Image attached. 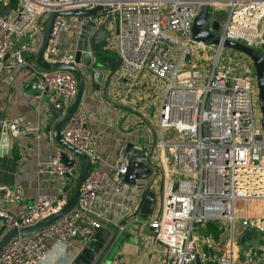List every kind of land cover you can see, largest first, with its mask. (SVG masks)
Returning a JSON list of instances; mask_svg holds the SVG:
<instances>
[{
	"label": "built area",
	"instance_id": "1",
	"mask_svg": "<svg viewBox=\"0 0 264 264\" xmlns=\"http://www.w3.org/2000/svg\"><path fill=\"white\" fill-rule=\"evenodd\" d=\"M204 1L208 3V32L221 41L259 50L264 56V0H18L15 8L10 6V0H0V72L28 69L37 89L40 93L46 91L61 117L75 99L77 79L68 69L46 70L37 66L34 59L42 43L44 21L55 10H90L104 4L91 16L56 14L42 54L45 62L74 65L84 75L85 85V66L75 60L76 40L82 26L92 23L89 41L102 24L98 18L101 16L108 24L105 48L121 60L111 78L129 82L126 95L140 77L153 79L155 98H159L157 91L163 85L158 128L148 120L146 144L124 147L111 166L116 180L124 177L129 158L136 149L140 150L150 175L136 200L130 205L115 202L114 196L121 193L119 186L112 187L106 197L100 194L108 174L102 167L103 158L88 111L80 101L60 130L70 145L90 159L77 201L45 228L12 238L0 250V264L43 262L48 257V241L70 243L83 231H87L89 240L95 229L111 231L110 215L116 216V212L148 229L157 228L155 239L163 246L169 264H236V244L247 228L259 232L253 239L254 250L247 249V263L255 257V262L264 264V129L256 123L257 112L247 78L248 73L255 71L246 55L237 53L247 58L251 66L246 60L237 63L229 56L223 57L221 45L193 39L192 23ZM88 53L90 69L97 70L91 49ZM258 114L261 119L260 111ZM4 125L12 141L27 131L16 121ZM166 131L170 139L166 138ZM166 150L175 162L172 172ZM63 153L72 161L71 166L62 160ZM79 167L80 159L74 153L54 143L48 159L38 162L36 170L58 179L67 190L39 193L32 202L25 203L18 189L0 183V221L6 231L30 228L62 210L69 201ZM157 174L160 206L155 202L152 214L139 220L141 202L150 190L154 191L151 185ZM132 179L135 175L128 174L127 180ZM8 204L20 206L22 213L12 214L6 208ZM246 206L251 212L259 211L260 216L246 211ZM221 222L226 224V242L215 257L210 252L212 238L206 224L219 228ZM198 225H203L202 239L194 234ZM114 227L119 233L125 225L118 220ZM259 251L260 257L256 255Z\"/></svg>",
	"mask_w": 264,
	"mask_h": 264
},
{
	"label": "crops",
	"instance_id": "2",
	"mask_svg": "<svg viewBox=\"0 0 264 264\" xmlns=\"http://www.w3.org/2000/svg\"><path fill=\"white\" fill-rule=\"evenodd\" d=\"M69 33L70 31L66 35ZM98 60L99 58L95 59L93 67L103 66L102 61ZM102 70L103 78L99 89L94 87L92 70L89 72L85 70V85L81 99L88 111L89 124L103 158L102 167L108 174V181L100 194L106 197L112 187L119 186L121 193L116 194L113 200L130 205L145 188L147 180L137 179L133 183L124 177L116 180L111 173V166L124 147L131 144H146L148 120L152 122L157 117L153 104L156 99L154 81L151 77H140L126 95L129 82L113 80L112 73L116 69L108 65L103 66ZM108 74L110 76L106 82ZM45 97L48 99L47 103L38 95L35 79L28 69L18 68L0 72V116L3 117V123L16 121L27 129L16 140H9L5 152L0 149V183L18 189L25 203L32 202L39 193L58 194L64 190L58 179L38 174L36 170L37 163L48 159L52 146L56 143L52 127L50 131L45 130L47 124L53 126L56 123L48 111L49 105H52L51 100L47 95ZM156 110L159 112L158 108ZM14 143L18 148L17 159L13 158L11 150ZM6 208L14 215H19L23 211L18 205L8 204ZM117 216L120 219H117ZM110 220V228H115V223L119 220L125 225L119 234L121 235L124 230L127 233L122 239L116 238L111 245L110 249L116 241L119 242L118 252L109 264H164L161 262L165 256L163 246L155 239L151 229L121 217L118 212L116 216L110 215ZM4 232L6 229L0 221V237ZM86 234L87 231H83L70 243L48 241V257L38 264H73L83 249V244L88 240ZM253 239L252 235L247 236L246 249L254 250ZM254 259L255 257H252V262L246 264H260Z\"/></svg>",
	"mask_w": 264,
	"mask_h": 264
},
{
	"label": "water",
	"instance_id": "3",
	"mask_svg": "<svg viewBox=\"0 0 264 264\" xmlns=\"http://www.w3.org/2000/svg\"><path fill=\"white\" fill-rule=\"evenodd\" d=\"M103 6L104 4L100 3L97 7L90 10H62V11L55 10L52 11L44 21L43 29H42V43L34 57L36 65L46 70H50L54 68L68 69L72 71V73L75 75L77 79V93L66 115L61 117V112L57 110L53 105H49L48 111L52 116L53 120H56V123L53 126H51V124H47L45 130L50 131V128L52 127V135L54 141L58 145H60L63 149L74 153L80 159L79 173L72 187L69 201L62 210L46 217L40 223L30 228L21 229V230L12 228L7 230L0 237V250L14 237L32 234L34 232H37L45 228L53 220L68 212L77 201L80 184L83 181L90 167V159L87 154L80 151L76 147L70 145L62 137L60 130L68 122V120L74 114L78 105L80 104L84 91V75L81 73L80 69H78L77 67L71 64L47 63L42 59V54L44 52V49L48 41L53 18L56 14H65L69 16H83V15L91 16L97 14L103 8ZM207 13H208V3L207 1H204V3L200 7L198 14L195 16L193 20L191 27L192 37L196 41H202L208 44L221 45L224 48L233 49L239 53L246 55L250 59L254 67L256 84L258 88V105L261 114L260 124L264 129V56L259 50L253 49L238 42H233L228 40L221 41L219 36L208 32L205 29ZM109 19L110 17L108 16L106 22ZM93 28L94 25L90 23L82 26V28L80 29V34L78 39L76 40V46H75V53H74L75 60L81 61L85 66V70L89 72L91 70L89 67L91 64V55L88 53V51L91 49L94 56L96 55L99 56L98 62L102 61L103 66L108 65L110 67H114V69H118L121 63L120 58L116 55L114 51L105 48L106 40L108 37V33L105 29V23H102L97 27V29L92 33L88 41L87 40L88 35L93 30ZM101 66L102 65H97L96 66L97 70L91 71V76L94 81V87L96 89H99L100 82L103 78V72L99 71V69L103 68V66L102 67ZM109 76L110 74L106 75V82L109 80ZM35 87H36V83H35ZM36 90L38 95L43 97V101L47 103L48 99L45 97L46 91L40 93L37 87ZM9 140L10 138L8 135V129L3 123V117L0 116V144H1L0 149L4 150V152L6 151ZM134 153L135 155L131 156L128 160L129 163L128 172L124 176V179L126 180L128 174L133 173L135 175L134 180L133 179L128 180L130 183H133L137 179H145L150 175V169L145 162V157L140 153V150L136 149ZM62 160L65 162L67 166L72 165V161L68 159L66 153L62 154ZM64 190H67V187H65ZM155 202H156L155 193L154 191L150 190L147 193V197H145L141 202L140 210H139L141 217L150 216L152 214ZM111 231L103 230V229H95L92 239L94 242L99 244V249L101 250L99 251V249L91 247L85 243L83 249L77 255L73 264H103L105 254L110 249L115 239L116 238L122 239L127 233V231L124 230L120 235L118 233V228H113ZM151 231L156 236L158 232L157 228H151ZM248 234H252V238H256L259 232L256 228H247L239 238L240 245H243L245 236H247ZM115 244L119 246L118 241H116Z\"/></svg>",
	"mask_w": 264,
	"mask_h": 264
},
{
	"label": "rangeland",
	"instance_id": "4",
	"mask_svg": "<svg viewBox=\"0 0 264 264\" xmlns=\"http://www.w3.org/2000/svg\"><path fill=\"white\" fill-rule=\"evenodd\" d=\"M100 20H101V23H104V19L102 20L101 16L98 17ZM105 27L107 28L108 27V24H105ZM238 52L233 50V49H229V48H224L223 52H222V56L223 57H231L235 62L239 63L241 62L240 59L242 60H246V64L248 66H251V64L249 63L248 59L244 57V59L241 57V54H237ZM95 59L99 58V56H94ZM252 71V70H251ZM255 73V72H254ZM253 71L252 73H248L247 74V78L249 79L250 83H251V89H252V94H253V98H254V110L255 112H257V115H255V120H256V123H260V117H259V105H258V88H257V84H256V76L254 75ZM158 92V95H159V98H156L153 102V104L155 105L156 108H158L159 110V105H160V97L161 95L163 94V85L160 87V92L159 90L157 91ZM155 108V111L157 113V117H155L153 120H152V123L154 125V127L158 128V115H159V112H157ZM166 138L167 139H170L169 138V135H168V132L166 131ZM166 156H167V159H170L171 162L168 164L169 165V170L172 172L174 167H175V162L172 158V156L168 153V151L166 150ZM153 185H151V189H154L155 191V194H156V206H160V202H161V198H160V194H159V185H160V174H157L154 178V181H153ZM244 205H247L246 203ZM249 210L248 206H246V211ZM251 212V210H249ZM254 214L256 216H260L259 215V211L256 212H251V214ZM137 218L139 220H141L143 217H141V215H137ZM225 222H221L220 225H219V230H220V233L218 234L219 237L218 239H215L211 234V238H212V248L210 249L211 251V254L212 255H215V257H218L220 252H222V249H223V246L225 245V242L226 240L224 239V236H223V232L225 231ZM203 225H198V227L194 230V234L202 239L204 237V232H203V228H202ZM223 229V230H221ZM246 239H244V243L243 245H239V244H236V248H237V256H236V259H235V263L236 264H246L248 262V259L247 257L249 256V252L247 251L246 249V245H247V240L245 241ZM86 244L91 246V247H94V248H97L99 249V244L94 242L93 239H89V240H86ZM101 249H99L100 251ZM162 251H164V248L162 247ZM118 252V245L117 244H114L112 246V248L108 251V253H106L105 255V258H104V262L103 264H109V262L113 259V257L115 256V254ZM257 256H261V251H259L257 254ZM161 262H163L164 264H169V261L168 259L164 256V258H162Z\"/></svg>",
	"mask_w": 264,
	"mask_h": 264
},
{
	"label": "trees",
	"instance_id": "5",
	"mask_svg": "<svg viewBox=\"0 0 264 264\" xmlns=\"http://www.w3.org/2000/svg\"><path fill=\"white\" fill-rule=\"evenodd\" d=\"M17 1L18 0H10V6L15 8L17 6ZM114 69V67H111ZM12 155L14 159H17L18 157V148L16 146V144L14 143V145H12ZM206 228H207V232L210 233L215 239H218L219 237V233L220 230L218 229V227L216 225H214L213 223H207L206 224Z\"/></svg>",
	"mask_w": 264,
	"mask_h": 264
}]
</instances>
